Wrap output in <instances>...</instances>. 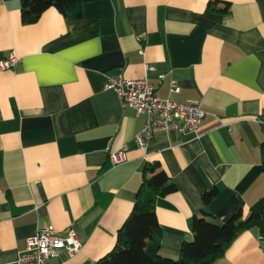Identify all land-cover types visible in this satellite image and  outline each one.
Masks as SVG:
<instances>
[{"label":"crops","instance_id":"0c3cea01","mask_svg":"<svg viewBox=\"0 0 264 264\" xmlns=\"http://www.w3.org/2000/svg\"><path fill=\"white\" fill-rule=\"evenodd\" d=\"M11 53L19 63L0 70V264L49 226L74 229L82 247L48 264H95L114 248L149 163L176 187L155 204L166 257L193 239L194 216L245 218L264 196V0H81L77 20L51 7L28 25L20 0H0V60ZM108 75L199 101L197 132L159 131L137 148L146 117L105 88ZM124 147L126 160L111 165ZM212 264H264L259 231Z\"/></svg>","mask_w":264,"mask_h":264},{"label":"trees","instance_id":"16d2710c","mask_svg":"<svg viewBox=\"0 0 264 264\" xmlns=\"http://www.w3.org/2000/svg\"><path fill=\"white\" fill-rule=\"evenodd\" d=\"M24 24L37 22L48 8H55L68 20L81 17V0H20ZM264 134V126H263ZM264 171V140L261 144ZM176 190L171 178L159 163L145 167V178L138 191L133 209L117 233L114 248L95 264H212L222 257L242 232L256 228L264 241V196L250 209L247 217L236 213L224 223L211 220L205 213L191 220L193 239L182 244L178 258L160 253L162 228L157 221L155 204ZM213 188L202 195L208 204L217 194Z\"/></svg>","mask_w":264,"mask_h":264},{"label":"built area","instance_id":"2783aa9c","mask_svg":"<svg viewBox=\"0 0 264 264\" xmlns=\"http://www.w3.org/2000/svg\"><path fill=\"white\" fill-rule=\"evenodd\" d=\"M20 59L15 53L0 60V70L13 69ZM153 70V68H149ZM162 75L159 76L162 79ZM105 88L112 90L121 99L123 107L131 108L136 115H144L143 129L135 136V145L146 149L156 132L196 133L205 113L199 101L176 103L160 99L154 86L147 78L131 80L122 75L105 77ZM172 90L177 91L175 84ZM126 160V148L109 154L111 165H118ZM82 245L74 229L69 228L64 235L58 234L52 227L39 229L26 238L25 249L13 264H48V260L57 257L65 250L69 257L80 251Z\"/></svg>","mask_w":264,"mask_h":264}]
</instances>
